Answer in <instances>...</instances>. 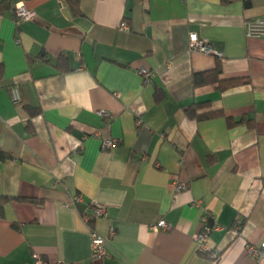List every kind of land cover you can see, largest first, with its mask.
<instances>
[{"label": "crops", "instance_id": "1", "mask_svg": "<svg viewBox=\"0 0 264 264\" xmlns=\"http://www.w3.org/2000/svg\"><path fill=\"white\" fill-rule=\"evenodd\" d=\"M2 2L0 264H264L247 251L264 242V37L246 28L264 0H79L81 14L66 0ZM18 2L32 20L17 22ZM192 32L220 55L190 50ZM218 61L221 79L249 82L195 85ZM202 103L198 115L219 114L190 115ZM244 116L255 127L229 126ZM99 203L107 216L87 222ZM207 211L217 260L198 250ZM92 228L105 258L91 256Z\"/></svg>", "mask_w": 264, "mask_h": 264}, {"label": "built area", "instance_id": "2", "mask_svg": "<svg viewBox=\"0 0 264 264\" xmlns=\"http://www.w3.org/2000/svg\"><path fill=\"white\" fill-rule=\"evenodd\" d=\"M36 13L34 10H31L26 7L23 2H18L14 6V16L17 22H23L32 20L35 17ZM124 28H128L126 24L123 25ZM247 34L249 36H256V37H264V18H257L255 20H251L246 22ZM189 48L193 51H200L206 54H219L213 48L212 44L209 40L200 37L197 33L192 32L189 35ZM139 73L143 77L144 84L146 86L150 85L153 82L154 73L152 70L147 68H141ZM14 102L20 100L19 91L16 90L15 95H13ZM102 115L110 117L111 114L108 111H102ZM118 144L117 139L107 138L103 140V147L106 149H112ZM187 188L186 183L182 182H175V189L177 191L183 190ZM202 205V201H194L192 202V206L199 207ZM107 216V205L99 203L94 208V213L91 216H86L87 222H92L96 218L106 217ZM202 227L200 232L198 233L196 239L198 244V250L200 253L209 256L213 260H217L220 257V251L216 250L210 245V234L211 232L218 228L219 226L213 220L210 212H206L202 216ZM153 228L155 230L163 229L165 231L171 230V226L165 221L161 220L158 224L154 225ZM115 230L112 228L111 233H114ZM107 244L108 239L101 233H99L96 229L92 228L91 230V256L93 258H105L107 257ZM248 254L255 259H261L264 257V242L260 244V246L255 245H248L247 246ZM32 264H49L48 262L44 261L43 259L39 258L34 261ZM63 264V263H62Z\"/></svg>", "mask_w": 264, "mask_h": 264}, {"label": "trees", "instance_id": "3", "mask_svg": "<svg viewBox=\"0 0 264 264\" xmlns=\"http://www.w3.org/2000/svg\"><path fill=\"white\" fill-rule=\"evenodd\" d=\"M66 1L70 5L71 9L73 10V12L75 14H81L82 13L79 0H66ZM237 1H242L243 6L247 9L250 8L252 5L251 0H221V2L224 4H231V3H234ZM4 2H2L0 4V11H3L7 7ZM63 60H65V59H63ZM61 62H62V59H59L57 67L59 69H62V71H66L67 69L66 68H65V70L63 69ZM221 73H222V65L218 61L216 68L209 70V71H203V72L195 73L193 76L194 84L195 85H201V84H207V83H212V82H218L220 89H227L230 87L239 86V85L246 84L249 82V79H247V78L221 79V77H220ZM0 80H1V74H0ZM208 104L209 103H202L200 105H197L195 108L189 109L188 111H189L190 115H194L197 118H212V117L217 116L219 114L218 111H208L206 113H202L199 115L197 114L198 111H200L201 109L208 107ZM28 110L32 115L39 114L41 112L38 109L31 108V107H28ZM238 123H247L249 128L255 127V121L253 118H247L246 116H244L238 120H235L232 118L228 119L229 126H233V125L238 124ZM10 157H11V155L9 154V152L3 150L0 147V161H7ZM18 200L34 201L33 199H27V198H18ZM3 206H4V198H2V200H1L0 210L3 209ZM14 226L17 228L19 227L18 224H14Z\"/></svg>", "mask_w": 264, "mask_h": 264}]
</instances>
